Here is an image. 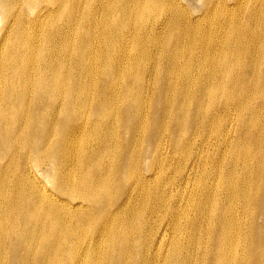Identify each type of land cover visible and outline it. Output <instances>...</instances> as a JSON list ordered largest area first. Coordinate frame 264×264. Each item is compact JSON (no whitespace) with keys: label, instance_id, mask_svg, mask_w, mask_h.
<instances>
[{"label":"bare ground","instance_id":"1","mask_svg":"<svg viewBox=\"0 0 264 264\" xmlns=\"http://www.w3.org/2000/svg\"><path fill=\"white\" fill-rule=\"evenodd\" d=\"M81 2L0 0V264H264V251L252 249L264 242L252 231L258 222L264 234V165L251 153L261 132L250 128L244 109L234 155L220 154L223 168L216 160L208 179H199L195 198L185 193L193 182L185 178L181 196L165 202L171 193L156 179L162 167H152L169 166L163 163L169 131L185 154L182 140L192 127L218 136V120L211 117L218 84L211 80L207 92L190 90L186 70L174 93L160 74L155 98L143 103L132 89L159 48L150 34L168 33L159 20L176 16L172 25L180 27L182 0H106L101 18L95 0L86 3L87 14ZM14 7L19 11L13 18ZM47 16L53 21L45 31L50 42L40 46L37 29ZM260 49L253 80L264 66ZM166 58L167 67L180 65ZM116 79L118 85L110 84ZM254 99L260 101L254 91H244L227 100ZM220 140L230 144L226 132ZM234 175L239 179H220L218 188V176ZM233 197L235 209L226 215ZM225 229L231 236H221Z\"/></svg>","mask_w":264,"mask_h":264},{"label":"rangeland","instance_id":"2","mask_svg":"<svg viewBox=\"0 0 264 264\" xmlns=\"http://www.w3.org/2000/svg\"><path fill=\"white\" fill-rule=\"evenodd\" d=\"M89 1L82 0L80 5L81 13H89V8L86 5ZM104 1L106 0H95V3L99 6L98 13L100 18L105 15L101 11V5ZM225 1L228 3L227 6L224 5ZM182 2L187 8L185 7L183 11H178L182 15L180 27L172 25L176 16L172 18L165 16L159 20L158 25H160L159 29L166 28L168 33L163 36L158 33L156 35V32H152V35L150 34V40L158 45L159 48H156L153 52L151 51L147 66L142 71L143 80L134 82L132 89L134 92L138 91L140 93L143 103L145 101L151 102V99L155 98L157 87L161 84V80L158 78L160 74L166 80H169V83H173L172 88L174 90L172 92L174 93H176V90H180L181 78L186 70L191 77L188 82L190 90H203L207 92L211 87L209 83V80H211L218 84V98L214 101V107L211 113V117L218 120V136L215 131L209 132L207 130L200 133L195 126L192 127L193 130H190L191 132L189 131L188 134L184 135L182 140L183 148L180 150L187 153L185 154L177 150L172 142L173 135L170 131L168 132L170 139L166 140L168 141L165 145V149H167L164 151L166 162L163 159V163L166 167L169 164V168L167 167V169L161 166L159 162H155L152 165L153 170L157 169L156 172L158 168L162 167V170L165 168V172L160 170L158 175L156 173V179H158L157 183L160 182L161 187L169 188L171 194L169 193L170 195H168L166 193L164 198L165 202H169L168 204L173 202L176 195L181 196L183 186H180L182 185L180 183L185 178L193 181L192 183L190 182L191 184H189L190 186L188 185L185 193L187 194L190 191L189 193L194 195L192 197L195 198L198 195L197 190L201 188L199 179H208L209 169L214 165L216 160L218 161V169L223 168L222 161H219L220 154L225 153L228 156L234 155L233 143L236 139L234 140L233 137L236 136L237 138L242 127V122L239 119L240 109L246 111L247 119L250 120V128L252 130L259 129L261 132L258 136L259 140L252 142L251 153L259 158L264 165V101H262L264 100V66L257 73L256 79H252L253 64L259 54H262L260 47L262 46L264 49V0H182ZM217 2L218 8H215ZM156 8L150 5L151 11ZM161 8L169 7L162 5ZM18 11L19 9L17 7L12 8L10 10V16L14 18ZM25 11L29 14L30 19L33 20L31 17L33 16V12L30 11V8L25 7ZM69 18L71 17L68 16L64 20L70 21L71 19ZM42 20L44 21V28L37 29V32L41 35L39 41L40 46L49 44L50 40L45 31L53 27V21L48 16ZM24 22L30 23L28 21ZM98 24L100 23L98 22ZM96 28L99 29L100 27L98 26ZM2 35L3 31L0 28V42L4 38ZM117 35L114 34L113 37L116 39ZM11 36L12 34L8 35L7 43ZM76 36H79V32ZM51 44L56 48L58 42L52 40ZM89 51L92 52L94 49L92 48ZM160 55H162L163 61L159 60ZM166 57L176 59L180 65L177 68L167 67L166 61L169 59ZM188 57L192 58L190 64L188 63ZM205 58H209V61ZM103 63L105 64L106 62L103 61ZM208 73L209 79L207 78ZM201 75H205L206 78H201ZM83 79L87 80L86 77ZM110 84L118 85L119 80L116 79L110 82ZM153 91L155 92L152 93ZM244 91L250 94L254 91L259 96L260 101L254 99L248 104H238L236 101L227 100L234 95H243ZM204 99L206 105H208V99L206 97ZM257 104L260 105L259 112L255 116L250 115V108ZM151 106L154 109L152 103ZM183 111L187 113L186 110ZM208 117L209 114H206L201 125L207 121ZM225 132L230 138V144L226 147H224V144L220 140L221 135ZM246 146L242 145L239 149L246 151ZM83 147L84 145H81L79 151ZM165 154H167L166 157ZM247 159L245 157V160ZM167 170L170 171L166 173ZM219 172L220 170H218V175ZM260 172L261 169H259ZM209 178H213V176ZM262 178L264 176H260V179ZM129 179H132V177L129 176ZM220 179H239V177L234 175L229 178L225 176L219 178L218 176V188L220 186ZM260 179H257L258 184L263 182V180L259 181ZM167 181L168 184L171 181L174 185H165ZM252 182L256 183L254 181ZM234 199L235 197L232 198L233 203ZM240 202H237V208H241ZM234 209L235 203L234 208L226 211L225 214H232ZM192 213L193 211L189 210V214L192 215ZM257 224L258 222L253 225L252 231L257 237L264 239L263 230ZM221 236H231V229H225L221 233ZM244 242V237H241L239 240L240 247L243 246ZM252 249L264 251V242L252 244Z\"/></svg>","mask_w":264,"mask_h":264}]
</instances>
